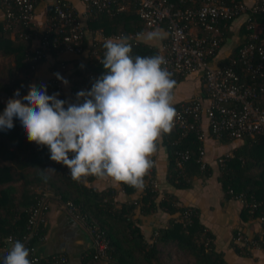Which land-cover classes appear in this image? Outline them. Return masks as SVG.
Segmentation results:
<instances>
[{"label":"trees","instance_id":"1","mask_svg":"<svg viewBox=\"0 0 264 264\" xmlns=\"http://www.w3.org/2000/svg\"><path fill=\"white\" fill-rule=\"evenodd\" d=\"M168 1L181 8L190 5V2ZM46 13L48 14L49 11ZM242 17L243 22L245 16ZM83 21L89 32L99 31L104 37L119 34L128 36L144 31L143 24L137 17L135 7L131 2L126 4L125 10L111 7L108 12H93ZM242 22L241 29H243ZM261 37H264V32ZM246 41V33L242 30L240 43L227 58L222 60V63H227L230 58L234 57L237 48ZM29 42H31L29 39H22L18 36L10 38L8 32L2 30L0 25V57H9L18 73L21 74L6 83L0 80V91L18 88L21 95L26 94L28 79L25 73L28 68L27 56L31 49ZM103 43L104 41L97 42L86 38L85 34L81 52L75 53L85 56V61L82 63L84 67L82 68L81 64L76 65L67 78L71 92L80 87L90 90L94 78H98L105 72L100 62L104 54ZM132 45L133 56L156 55L159 52L155 46L139 40ZM55 55L56 53L51 51L48 56L54 58ZM9 66L6 67L7 70H10ZM234 68L242 75L238 65ZM255 85L259 95L258 104L264 107V83L259 82ZM47 93L49 94L48 91ZM4 107L5 105H0V113L3 112ZM14 125L11 130L0 131V244L5 237L12 236L14 240H19L24 235L28 207L36 199V191L46 187L51 193L49 199L58 198L62 203L70 201L84 214L85 222L94 225L101 232L107 242L105 253L108 261L105 264H165L159 259L156 244H173L178 250L192 258L190 263L177 264H228L223 259L222 253L215 250L212 243L213 236L199 222L196 208L177 205L176 197L168 193L156 202V191L147 186L143 187L137 198L131 199L130 196L136 188L123 182H118V185L126 198L121 202H116L114 200L116 190L113 187L96 189L90 184L96 178L94 176H89L81 182L73 181L66 166L49 159L50 154L47 147L29 142L19 121H14ZM217 140L222 143L231 141L224 134H221ZM240 140L241 144L233 147L229 154L219 157L221 161L217 162L216 179L226 198L241 196L242 212L257 219L264 214V134L244 136ZM160 144L166 154V181L172 187L187 189L193 179L210 176L209 166L203 162L201 166L198 152L202 142L197 138L194 130L181 134L180 130L172 127L170 133L162 134ZM180 151H187L188 157L181 162L178 168L176 160L178 159L177 153ZM24 157L27 159L25 165L21 162ZM25 167L31 170L27 171ZM45 167L55 169V171L51 168L47 170L49 178L46 182L41 178L42 168ZM150 174L151 172L148 171L144 180ZM249 202L256 203L252 214L246 206ZM157 208L168 214L178 212L179 218L170 219L166 227L156 229L152 242L148 243L144 240L133 215L136 209L139 213L146 214ZM261 226L264 227V222ZM236 232L233 231L232 237L236 235ZM41 234L42 226L39 225L28 240L29 244L36 242ZM253 237H260L264 241V234ZM233 249L242 255H247L249 251L236 244H233ZM88 255L94 259L92 250ZM4 257L0 255V264H3ZM49 262L48 257L46 260L40 259L37 264H48Z\"/></svg>","mask_w":264,"mask_h":264},{"label":"built area","instance_id":"2","mask_svg":"<svg viewBox=\"0 0 264 264\" xmlns=\"http://www.w3.org/2000/svg\"><path fill=\"white\" fill-rule=\"evenodd\" d=\"M45 1L42 17L37 22L35 16L38 4ZM83 4L82 13H78L68 0H0V25L11 37L18 36L29 39L32 43L27 56L28 68L25 77L31 80L37 65L44 60L51 51L79 53L82 42L88 31L83 19L93 12H108L111 7L125 10L127 3H133L135 13L143 24L144 30L164 28L165 40L158 54L163 55L167 64L165 67L172 73L174 86L189 74H200L205 98L190 99L175 106L176 117L173 127L181 134L194 130L197 138L202 142V120L209 135L218 138L221 134L231 140H240L244 136L264 134V107L259 103L256 83H264V0H254L247 5L242 0H178L190 2L189 6L178 7L168 0H79ZM49 11L47 14L46 12ZM44 13V14H43ZM245 16L242 28L246 33L247 41L242 43L234 57L227 63L214 64L212 62L222 42L223 34L228 23L233 19ZM194 30V31H193ZM99 38L105 40L99 31H94ZM143 32V31H142ZM142 32L129 34V41L134 44L139 40ZM239 66V71L235 66ZM65 63L59 61L50 69V76L46 82L49 95L59 92L62 99V82L54 73L63 76ZM246 79V80H245ZM0 92V105H5L14 90ZM84 90L77 88L70 92L71 98ZM21 93V92H20ZM203 145L199 148L198 156L203 165ZM176 167L187 159L188 152L177 153ZM151 159L154 161L153 157ZM218 162L221 158H218ZM203 162V163H202ZM154 165V164H153ZM151 174L144 180L145 186L157 191L158 185ZM35 201L28 207L25 222V233L19 239L29 248V259L37 264L40 257L36 253L34 244L28 240L35 233L36 228L44 223L45 212L49 206L51 196L48 188H39ZM230 192V191H229ZM241 200V196H237ZM242 201V200H241ZM243 203V202H242ZM256 203L246 204L252 214ZM65 210L83 224L91 239L92 257L108 261L105 253L107 242L94 225L85 222V216L78 207L70 201L63 203ZM257 220L262 224L264 214ZM260 234H264L261 226ZM155 235V233H154ZM8 236L0 244V253L6 256L10 245ZM233 242L246 250L259 248L264 254V241L260 237L254 238L241 231H237L232 238ZM48 264H68L63 254L50 257Z\"/></svg>","mask_w":264,"mask_h":264},{"label":"clouds","instance_id":"3","mask_svg":"<svg viewBox=\"0 0 264 264\" xmlns=\"http://www.w3.org/2000/svg\"><path fill=\"white\" fill-rule=\"evenodd\" d=\"M146 38L163 37L154 30ZM103 48L105 72L94 78L90 90H80L70 100L59 99V92L49 95L44 84H29L24 95L15 89L0 113V131L19 121L27 140L47 147L49 159L66 166L73 181L94 176L142 189L157 141L171 132L177 114L175 81L163 55L133 56L127 36L109 37ZM54 75L68 85L60 73ZM49 168L41 171L45 182ZM7 242L3 264H34L21 240Z\"/></svg>","mask_w":264,"mask_h":264},{"label":"crops","instance_id":"4","mask_svg":"<svg viewBox=\"0 0 264 264\" xmlns=\"http://www.w3.org/2000/svg\"><path fill=\"white\" fill-rule=\"evenodd\" d=\"M68 1L74 6L78 13H82L83 4L79 0ZM242 1L249 5L254 0ZM44 3L45 1H41L38 4L35 16L37 22H39L42 17ZM242 20L243 17L239 16L228 23L227 29L223 34L221 45L212 60L214 64L222 63V60L227 58L232 53L233 49L240 43L243 30L240 28ZM154 30H158L163 38L148 40L146 38L147 33ZM154 30H144L139 36V41L155 46L158 51H160L166 34L164 28ZM9 37L12 38L11 36ZM86 38L97 42L106 40L100 39L95 32H87ZM32 43L33 42H29V48ZM59 61H63L66 65L63 77L67 79L74 67L85 61V56L71 52L58 53L54 58L47 56L37 65L31 80L28 81L27 89L29 84H36L37 86L41 84L45 85L50 76V69ZM12 65L13 63L10 61L9 57H0L1 81L6 83L12 78L21 75L14 65ZM8 66L10 70L6 69ZM70 92V83H68L67 86L62 83V99L73 100ZM198 98L203 100L205 98L200 74L194 73L185 76L180 79L173 88V105ZM205 127V120H202V145L204 149L202 161L209 166L211 174L206 178L193 179L190 187L187 189H176L167 183L166 154L164 148L160 144L159 138L157 141V151L152 156L154 159L153 176L158 185L155 201L158 202L164 194L168 193L176 197L177 205L196 208L199 222L212 234V243L215 250L222 253L223 259L228 264H264V254L259 248L251 249L248 251L247 255L236 253L233 249V244L235 243L232 239V233L234 230H239L248 236H254L260 234L261 224L256 218L245 215L242 212L243 203L241 200L237 198H226L216 179L218 174V158L222 155L229 154L230 150L241 144L242 141L231 140L227 143H222L209 135ZM25 168L27 169L29 167ZM90 184L98 190L106 187H113L116 190L114 197L116 202H121L126 198L119 188L118 182L114 180H101L95 178ZM142 189H136L130 198H137L141 194ZM48 204L49 206L45 212L44 223L41 224L42 234L37 241L33 243L40 259L46 260L52 255L63 254L67 258L68 264H105L106 262L102 260L88 257L91 250V239L86 227L65 210L63 203L58 200V198L51 197ZM133 218L136 219V223L144 240L151 243L155 230L166 227L170 219L177 220L179 218V213L175 212L173 214H168L157 208L153 212L142 214L136 209ZM157 245L158 244H156V246ZM157 250H159L161 255L160 261L162 263H185L180 260H178V262H172V254H176L175 251H180L173 244L161 245V247H157ZM0 255L2 254L0 253ZM184 260L189 261L192 260V258L187 255Z\"/></svg>","mask_w":264,"mask_h":264},{"label":"rangeland","instance_id":"5","mask_svg":"<svg viewBox=\"0 0 264 264\" xmlns=\"http://www.w3.org/2000/svg\"><path fill=\"white\" fill-rule=\"evenodd\" d=\"M44 14V13H43ZM36 20H37V18H36ZM26 157H24V158H22V160H21V162L25 165V163H26ZM27 171H30L31 169L30 168H28V169H26ZM157 247H161V245H157ZM176 252V254H172V262H178V260H180L181 262H192V260H189V261H185L184 259H186V257H187V255L185 254V253H183L182 251H175ZM180 256V257H179ZM183 256V257H182ZM185 257V258H184ZM161 258V255H160V253H159V259Z\"/></svg>","mask_w":264,"mask_h":264}]
</instances>
